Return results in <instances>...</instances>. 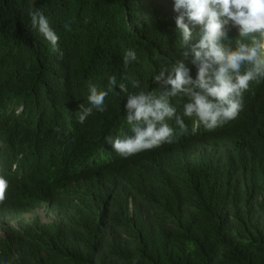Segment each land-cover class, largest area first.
Here are the masks:
<instances>
[{
    "label": "trees",
    "instance_id": "1",
    "mask_svg": "<svg viewBox=\"0 0 264 264\" xmlns=\"http://www.w3.org/2000/svg\"><path fill=\"white\" fill-rule=\"evenodd\" d=\"M173 4L0 0V264H264V79L234 119L209 131L184 117L172 144L127 158L108 142L131 135L118 86L106 111L78 122L89 85L107 90L113 75L161 94L153 77L182 59ZM29 9L48 19L55 49ZM190 27L189 48L200 35ZM170 102L182 115L186 98Z\"/></svg>",
    "mask_w": 264,
    "mask_h": 264
},
{
    "label": "clouds",
    "instance_id": "2",
    "mask_svg": "<svg viewBox=\"0 0 264 264\" xmlns=\"http://www.w3.org/2000/svg\"><path fill=\"white\" fill-rule=\"evenodd\" d=\"M173 10L178 14L175 25L183 43L182 59L171 67L161 68L153 77L154 83L163 87L161 94L157 96L144 89L128 92L127 86L118 84L113 75L108 79L107 90L89 85L90 107L78 116V122L83 124L94 109L101 113L106 111L105 98L117 86L127 93L124 110L131 135L122 132L114 139L108 138L122 157L157 148L163 143L172 144L187 130L184 117H195L197 126L202 124L206 130H214L237 116L250 84L264 79V0H174ZM28 15L33 29L55 49L59 37L43 12L29 9ZM190 25L199 26L200 35L198 42L189 48L193 39ZM64 27L70 30V25ZM232 28L238 30L234 47L229 38ZM248 38L250 42H246ZM189 56L197 69L195 78L184 63ZM136 60L135 50L129 49L123 55L125 66ZM132 86L139 89V81H133ZM176 97L186 98L182 115L170 102ZM173 120L176 128L168 123ZM8 187L9 182L0 175V204L6 198Z\"/></svg>",
    "mask_w": 264,
    "mask_h": 264
},
{
    "label": "rangeland",
    "instance_id": "3",
    "mask_svg": "<svg viewBox=\"0 0 264 264\" xmlns=\"http://www.w3.org/2000/svg\"><path fill=\"white\" fill-rule=\"evenodd\" d=\"M38 212H39V214L42 217L44 222H49V221L54 219L53 217L46 216L45 212L43 210H41V209H39Z\"/></svg>",
    "mask_w": 264,
    "mask_h": 264
}]
</instances>
